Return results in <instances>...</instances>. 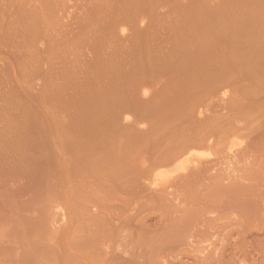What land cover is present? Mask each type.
Masks as SVG:
<instances>
[{
	"label": "rangeland",
	"instance_id": "obj_1",
	"mask_svg": "<svg viewBox=\"0 0 264 264\" xmlns=\"http://www.w3.org/2000/svg\"><path fill=\"white\" fill-rule=\"evenodd\" d=\"M261 80L264 0H0V264H264Z\"/></svg>",
	"mask_w": 264,
	"mask_h": 264
},
{
	"label": "bare ground",
	"instance_id": "obj_2",
	"mask_svg": "<svg viewBox=\"0 0 264 264\" xmlns=\"http://www.w3.org/2000/svg\"><path fill=\"white\" fill-rule=\"evenodd\" d=\"M252 72V71H250ZM249 71L244 73L249 74ZM256 72V71H254ZM258 86L264 88V80L259 81ZM200 114H203V111H199ZM212 138V135H206L204 132L201 133V130H194L186 134V140L183 144H181L178 148H176L170 158V162L172 164L176 163V167L178 170L186 171L188 170L189 166L193 163L196 164V166H199L198 164V157H195L193 154L190 155L189 152L191 149L201 142L210 143ZM196 155V154H195ZM194 164V165H195ZM211 168L206 170L207 172L210 171Z\"/></svg>",
	"mask_w": 264,
	"mask_h": 264
}]
</instances>
